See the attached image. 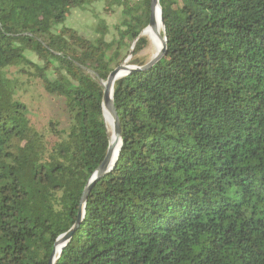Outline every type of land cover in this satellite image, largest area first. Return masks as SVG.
I'll return each instance as SVG.
<instances>
[{
    "label": "trees",
    "instance_id": "obj_1",
    "mask_svg": "<svg viewBox=\"0 0 264 264\" xmlns=\"http://www.w3.org/2000/svg\"><path fill=\"white\" fill-rule=\"evenodd\" d=\"M101 1L0 0V264H49L83 206L56 264H264V0H159L166 52L144 71L151 0L124 6L120 41L66 26ZM126 39L120 154L83 204ZM11 69L32 72L66 122L35 126Z\"/></svg>",
    "mask_w": 264,
    "mask_h": 264
},
{
    "label": "rangeland",
    "instance_id": "obj_2",
    "mask_svg": "<svg viewBox=\"0 0 264 264\" xmlns=\"http://www.w3.org/2000/svg\"><path fill=\"white\" fill-rule=\"evenodd\" d=\"M140 1L109 0L108 3L101 1L82 9H75L71 12L66 26L76 30L80 35L92 41L100 38H103L109 43L112 41H120V31L125 29L122 25L125 20L124 9L126 5L136 7ZM145 34L146 32L143 37L147 39L149 45L139 57L144 62L149 63L155 56L151 52L152 43ZM162 34L164 35V30ZM133 47L134 43L130 40L126 39L124 41L118 59V62H121L120 66L131 68L129 65L133 59ZM114 52L115 50L110 54ZM27 56L33 62L38 63V59L34 55L27 54ZM117 68L114 65V69ZM8 80H10L12 86L16 87L15 98L26 105L29 110L28 116L35 126L43 129L50 120H57L62 123L66 122L61 101L56 97L49 96L43 85L33 77L32 72H29V70L23 72L17 69H11L8 73ZM109 134L112 136V132Z\"/></svg>",
    "mask_w": 264,
    "mask_h": 264
},
{
    "label": "water",
    "instance_id": "obj_3",
    "mask_svg": "<svg viewBox=\"0 0 264 264\" xmlns=\"http://www.w3.org/2000/svg\"><path fill=\"white\" fill-rule=\"evenodd\" d=\"M156 7H159L160 18H161L162 25L164 27L163 48H162V51L156 57H154V59L152 61H150L143 69H141L142 71H144V69L150 68V67L154 66L156 63H158L164 57V54L166 52L167 39L165 37L164 19L162 16V10H161L160 5H159V0H151V19H150V25L149 26L150 27L154 26V22H155V20H154L155 14L154 13H155ZM133 70H136V67H133V68L132 67L130 68L127 66L118 67L117 69H115L110 74L108 81L106 82V85H104V95H103L102 105H103L104 112L108 111L114 120V125H115L114 126V137L116 140H119V145H120L118 157H119L121 146H122V130H121V122L119 119V115L117 113V110H116V107L114 104V100H113L114 84L116 81L123 78L124 76H126L127 74H129ZM104 119H105V115H104ZM115 149H116V145L111 144V137H110V147H109L107 156H106L105 160L103 161V163L100 165V167L96 170L93 177L90 179L89 184L87 185V187L83 193V199H82L83 204H85V202L88 198L89 192L92 189V187L95 185V183L98 180H100L102 177L107 175L116 165L118 157H117L116 161L114 162V151H115ZM84 213H85V208L83 206L82 209L80 210L79 214H78V220H77L76 225L67 234L62 235L57 240L55 247H57L58 245L62 246V248L60 250L59 257L63 253V250H64L66 244L71 240L73 234L75 233V231L79 227V225L82 221V218L84 216ZM58 258L55 259V251H54L49 264H56V261L58 260Z\"/></svg>",
    "mask_w": 264,
    "mask_h": 264
},
{
    "label": "bare ground",
    "instance_id": "obj_4",
    "mask_svg": "<svg viewBox=\"0 0 264 264\" xmlns=\"http://www.w3.org/2000/svg\"><path fill=\"white\" fill-rule=\"evenodd\" d=\"M154 26L152 27H148L142 34V36L144 35V33L146 32V36L148 37V39L150 40V42L152 43V53L153 55L156 57L163 48V40L164 38L162 37V32L164 30V27L162 25L161 22V18H160V10L159 7H156L155 9V13H154ZM162 34V35H161ZM104 85H106V82H104ZM105 115V121L107 124V129L108 132L111 133L112 132V136H111V144L112 145H116V149L114 151V162L116 161L117 157H118V152H119V140H116L114 137V120L111 117V115L109 114L108 111L104 112ZM62 246L58 245L55 249V259L59 257L60 254V250H61Z\"/></svg>",
    "mask_w": 264,
    "mask_h": 264
}]
</instances>
